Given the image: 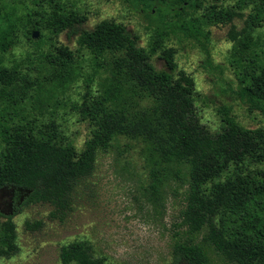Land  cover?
Returning a JSON list of instances; mask_svg holds the SVG:
<instances>
[{
	"label": "rangeland",
	"instance_id": "1",
	"mask_svg": "<svg viewBox=\"0 0 264 264\" xmlns=\"http://www.w3.org/2000/svg\"><path fill=\"white\" fill-rule=\"evenodd\" d=\"M58 6L85 20L54 32L48 19ZM0 12L16 25L15 44L0 53L16 73L11 84H0V126L52 121L62 143L83 147L90 126L77 106L84 94L100 92L108 71L95 65L77 35L104 20L123 27L157 69L192 78L194 110L209 131L230 117L264 132V102L255 109L238 93L248 65H264V0H0ZM61 45L74 52L64 65L52 58ZM127 102L138 112L150 106L134 91ZM152 128L145 135H115L92 173L79 180L62 217L50 203L26 202L27 190L1 188L0 213L15 224L18 250L0 257V264H60V247L78 239L89 240L110 264H171L174 232L183 235L178 213L188 165L161 151L163 127ZM25 222L39 226L26 228ZM212 264L232 263L214 257Z\"/></svg>",
	"mask_w": 264,
	"mask_h": 264
},
{
	"label": "trees",
	"instance_id": "2",
	"mask_svg": "<svg viewBox=\"0 0 264 264\" xmlns=\"http://www.w3.org/2000/svg\"><path fill=\"white\" fill-rule=\"evenodd\" d=\"M2 18L0 12V53L16 42L15 20ZM84 20L83 14L58 6L48 25L54 32L71 31ZM228 34L235 36L233 31ZM77 42L95 65L108 71L100 92L84 94L77 106L80 118L89 123L88 138L76 150L59 140L52 121L0 126V189L27 190L26 202L50 203L62 217L79 180L92 173L98 153L115 135H145L152 124H159L161 151L188 165L178 213L183 235L174 232L171 264H212L214 257L232 264H264V132L248 130L230 117L219 130L209 131L194 110L192 78L154 67L146 50L119 25L101 20L91 30L81 29ZM73 56L61 45L52 58L64 65ZM164 58L171 69L168 51ZM248 68L238 93L262 110L264 65L251 63ZM15 79V71L0 58V84ZM130 91L146 96L150 106L135 111L127 102ZM37 226L38 222H25L26 228ZM17 250L15 224L0 213V257ZM58 259L60 264H110L86 239L62 245Z\"/></svg>",
	"mask_w": 264,
	"mask_h": 264
},
{
	"label": "water",
	"instance_id": "3",
	"mask_svg": "<svg viewBox=\"0 0 264 264\" xmlns=\"http://www.w3.org/2000/svg\"><path fill=\"white\" fill-rule=\"evenodd\" d=\"M32 36H33V37H35V36H36V33H35V32H33Z\"/></svg>",
	"mask_w": 264,
	"mask_h": 264
}]
</instances>
